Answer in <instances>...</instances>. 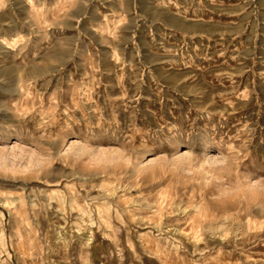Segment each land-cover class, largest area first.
Returning a JSON list of instances; mask_svg holds the SVG:
<instances>
[{
    "label": "rangeland",
    "instance_id": "rangeland-1",
    "mask_svg": "<svg viewBox=\"0 0 264 264\" xmlns=\"http://www.w3.org/2000/svg\"><path fill=\"white\" fill-rule=\"evenodd\" d=\"M0 20V264H264V0Z\"/></svg>",
    "mask_w": 264,
    "mask_h": 264
},
{
    "label": "bare ground",
    "instance_id": "bare-ground-1",
    "mask_svg": "<svg viewBox=\"0 0 264 264\" xmlns=\"http://www.w3.org/2000/svg\"><path fill=\"white\" fill-rule=\"evenodd\" d=\"M0 23H1L0 24V36H1V38L2 37L6 38V36L8 35V32H9L8 29L10 28V26L7 24H4L3 20H0ZM0 50H1V46H0ZM10 72H11V70L8 66L5 65V66L0 67V80L8 77Z\"/></svg>",
    "mask_w": 264,
    "mask_h": 264
}]
</instances>
